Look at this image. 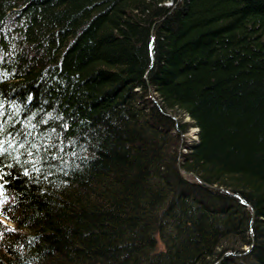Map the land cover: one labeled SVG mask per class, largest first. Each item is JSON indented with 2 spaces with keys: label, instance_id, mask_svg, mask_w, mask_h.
Here are the masks:
<instances>
[{
  "label": "trees",
  "instance_id": "trees-1",
  "mask_svg": "<svg viewBox=\"0 0 264 264\" xmlns=\"http://www.w3.org/2000/svg\"><path fill=\"white\" fill-rule=\"evenodd\" d=\"M0 264H264V0H0Z\"/></svg>",
  "mask_w": 264,
  "mask_h": 264
},
{
  "label": "rangeland",
  "instance_id": "rangeland-1",
  "mask_svg": "<svg viewBox=\"0 0 264 264\" xmlns=\"http://www.w3.org/2000/svg\"><path fill=\"white\" fill-rule=\"evenodd\" d=\"M181 114H180V112H179V110L177 109V110H175L174 111V117L175 118H178V116H180ZM185 120H188V117L187 116H184L183 117ZM192 129V130H191ZM196 128L193 126V127H190L189 128V130L188 131H186V133L184 134V137H185V140L186 141H191V140H193V139H195L196 138ZM184 175H187V173L186 174H184ZM246 247V246H245Z\"/></svg>",
  "mask_w": 264,
  "mask_h": 264
},
{
  "label": "water",
  "instance_id": "water-1",
  "mask_svg": "<svg viewBox=\"0 0 264 264\" xmlns=\"http://www.w3.org/2000/svg\"><path fill=\"white\" fill-rule=\"evenodd\" d=\"M182 173H185V171H182ZM247 247H249V245Z\"/></svg>",
  "mask_w": 264,
  "mask_h": 264
},
{
  "label": "bare ground",
  "instance_id": "bare-ground-1",
  "mask_svg": "<svg viewBox=\"0 0 264 264\" xmlns=\"http://www.w3.org/2000/svg\"><path fill=\"white\" fill-rule=\"evenodd\" d=\"M192 130V129H191ZM196 131V130H195Z\"/></svg>",
  "mask_w": 264,
  "mask_h": 264
}]
</instances>
